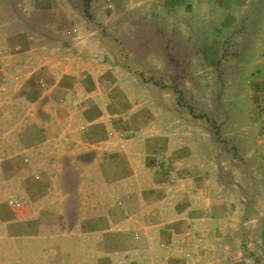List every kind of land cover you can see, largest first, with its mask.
<instances>
[{
  "label": "rangeland",
  "instance_id": "374dc122",
  "mask_svg": "<svg viewBox=\"0 0 264 264\" xmlns=\"http://www.w3.org/2000/svg\"><path fill=\"white\" fill-rule=\"evenodd\" d=\"M0 264H264V0H0Z\"/></svg>",
  "mask_w": 264,
  "mask_h": 264
},
{
  "label": "crops",
  "instance_id": "0c3cea01",
  "mask_svg": "<svg viewBox=\"0 0 264 264\" xmlns=\"http://www.w3.org/2000/svg\"><path fill=\"white\" fill-rule=\"evenodd\" d=\"M55 87V85L53 86V87H51V88H54ZM51 137V136H50ZM55 137V136H54Z\"/></svg>",
  "mask_w": 264,
  "mask_h": 264
},
{
  "label": "water",
  "instance_id": "95a60500",
  "mask_svg": "<svg viewBox=\"0 0 264 264\" xmlns=\"http://www.w3.org/2000/svg\"><path fill=\"white\" fill-rule=\"evenodd\" d=\"M100 57H101V55H100Z\"/></svg>",
  "mask_w": 264,
  "mask_h": 264
}]
</instances>
